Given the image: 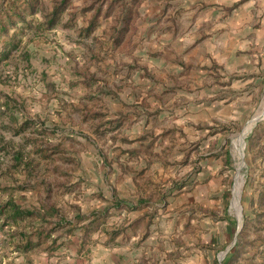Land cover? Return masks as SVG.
Listing matches in <instances>:
<instances>
[{
	"label": "rangeland",
	"instance_id": "obj_1",
	"mask_svg": "<svg viewBox=\"0 0 264 264\" xmlns=\"http://www.w3.org/2000/svg\"><path fill=\"white\" fill-rule=\"evenodd\" d=\"M243 1L232 0L228 8ZM25 2L0 0V17L9 13L13 20L5 33L13 35L10 65L24 60L21 54L49 51L42 61L51 59L53 74L66 76L73 115L66 131L36 137L34 151L24 144L38 184L32 193L18 190L16 202L45 206L41 213L66 220L107 214L85 246L81 240L91 231L82 232V224L58 228L64 243L56 244L57 262L110 258L103 242L117 228L120 244L152 264H264V112L255 121L264 81L249 101L246 88L232 86L236 77L210 63L205 26L197 24L186 42L208 5L67 0L49 27L46 15L61 0ZM21 18L26 21L17 24ZM168 35L172 48L164 41ZM19 70L24 77L33 73ZM10 173L26 177L25 171ZM130 231L133 241H145L138 252V243L128 242ZM41 250L32 255L44 256Z\"/></svg>",
	"mask_w": 264,
	"mask_h": 264
},
{
	"label": "crops",
	"instance_id": "obj_2",
	"mask_svg": "<svg viewBox=\"0 0 264 264\" xmlns=\"http://www.w3.org/2000/svg\"><path fill=\"white\" fill-rule=\"evenodd\" d=\"M22 1L28 6V2ZM183 2L192 5L195 9L198 5H208L206 9L200 10L203 16L193 22V28L187 32L190 39L186 42L191 41L195 36L194 27L197 24L205 26V33H208L207 50L210 63L220 66L226 76L236 77L232 79V86L246 88L245 98L250 101L253 92H257L264 81V0H244L233 10L228 8L232 0H183ZM12 7L10 6L11 9ZM33 7L31 9L34 10ZM10 16L12 14L8 13L0 17V199L3 201L0 202V264H152L146 257L141 259V253L138 252V247L145 244L144 239L140 242L133 241L136 234L130 231L128 242L138 243L136 247L138 253L135 257V248L120 244L118 238L121 237L123 230L117 228L107 232L108 238L105 237L107 241L103 242L106 245L103 247L113 253L110 258H93L90 263L74 258L57 262L55 254L59 246L56 244L64 243L62 238L59 239L60 236L56 235L57 229L67 226L72 228L82 224L83 232L88 228L87 224L93 217L92 213L81 214L88 218L77 223L76 219L66 220L64 216L60 214L58 216V213H41L45 206L29 209L16 202L18 190L32 193L38 184L31 179L34 178L32 173L35 169L27 160L32 151L24 152V144H31V149L34 151L36 137L46 134L48 130L57 131L61 128L66 131L69 129V121L73 113L69 99L71 91L66 76L62 78L53 74L51 59L48 62L42 61L44 56H49V51L46 54L39 50V55H36L35 51L27 55L21 54L24 60L19 59L10 65L9 60L13 58L14 53L13 50H9L10 45L7 42H13V35L5 36L7 28L13 23V20H9ZM25 21L21 18L16 23ZM180 38L177 37L178 40ZM173 40L174 37L168 35L164 41L166 45L169 43L173 45ZM177 42H181V39ZM58 62H62V58H56V63ZM20 67H26L33 73L24 77L19 73ZM7 70L11 74L6 75ZM13 72L15 75L12 74ZM9 77L14 80L11 81ZM32 78L37 79L31 82ZM224 102L229 106L234 104L231 101L224 100ZM12 170L25 171L26 177L16 179L14 178L16 174L10 173ZM31 181L35 183L30 186L28 182ZM14 207L26 211L29 215L14 217ZM100 214H103L99 217L103 222H100L95 230L88 229L91 232L84 240L82 239L83 241L81 240V246H85V243L90 244L89 238L92 233L101 229V225L104 224L107 214L96 213L98 216ZM120 214L117 215L118 224L124 220ZM57 216L58 219L55 218ZM14 233L18 236H11ZM41 247L44 249L41 250L44 256L34 257L33 251ZM160 264L166 263L162 261ZM168 264L179 263L175 261ZM190 264H206V262L204 259L191 260Z\"/></svg>",
	"mask_w": 264,
	"mask_h": 264
},
{
	"label": "trees",
	"instance_id": "obj_3",
	"mask_svg": "<svg viewBox=\"0 0 264 264\" xmlns=\"http://www.w3.org/2000/svg\"><path fill=\"white\" fill-rule=\"evenodd\" d=\"M67 0H61L60 4L55 6L52 11L46 15V19H45V24H47V26L49 27H52L58 20H59V17L60 15L62 14V12L64 11L65 9V3H66ZM18 16H21L20 14ZM11 18V16H10ZM13 214H14V217L15 216H23V215H29L26 211H21V210H18L16 209V207H14L13 209ZM93 217L90 219V221L88 222V228L87 229H90V230H95L97 228V226L100 224V219L99 217L100 216H103V214H100L99 216L96 215V213H92ZM86 216L84 215H75V219H76V222H81L83 220H86ZM85 231H88V233L90 232L89 230H85Z\"/></svg>",
	"mask_w": 264,
	"mask_h": 264
},
{
	"label": "bare ground",
	"instance_id": "obj_4",
	"mask_svg": "<svg viewBox=\"0 0 264 264\" xmlns=\"http://www.w3.org/2000/svg\"><path fill=\"white\" fill-rule=\"evenodd\" d=\"M264 112V105H263V107L260 109V111L258 112V115H256L255 116V121H257L258 120V118H261L262 116V113ZM238 149V148H237ZM238 199L236 200V204H237V206H238Z\"/></svg>",
	"mask_w": 264,
	"mask_h": 264
},
{
	"label": "water",
	"instance_id": "obj_5",
	"mask_svg": "<svg viewBox=\"0 0 264 264\" xmlns=\"http://www.w3.org/2000/svg\"><path fill=\"white\" fill-rule=\"evenodd\" d=\"M261 118H262V117H261ZM261 118H258V120H257V121H259ZM257 121H256V122H257ZM255 124H256V123H255Z\"/></svg>",
	"mask_w": 264,
	"mask_h": 264
}]
</instances>
